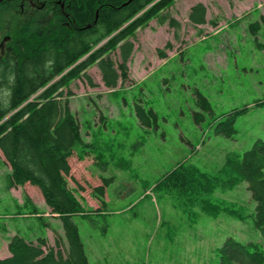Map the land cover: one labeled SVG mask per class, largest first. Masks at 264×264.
<instances>
[{
  "label": "rangeland",
  "instance_id": "374dc122",
  "mask_svg": "<svg viewBox=\"0 0 264 264\" xmlns=\"http://www.w3.org/2000/svg\"><path fill=\"white\" fill-rule=\"evenodd\" d=\"M199 2L207 8V22L196 25L189 14ZM163 14L176 18L180 28L161 17L139 28L130 38L134 50L126 80L109 88L94 64L87 77L70 84V105L84 140L70 157L68 182L85 209L99 210L75 216L90 264H218L228 236L264 248L247 181L205 195L161 183L176 167L218 175L228 158L241 160L255 141L264 140V27L256 33L250 27L264 15V0H176ZM14 27L0 34V54ZM109 55L118 66L120 48ZM197 92L209 99L211 110L199 105ZM137 103L157 114L151 126L141 123ZM246 105L249 110L236 115L233 137L216 134L219 121ZM196 112L203 118L197 120ZM10 170L0 149V258L10 256L16 234L34 241L44 236L50 246L61 238L65 250L63 223L40 188H9ZM104 183L105 204L94 191ZM205 198L246 217L204 210ZM32 206L41 217L30 213Z\"/></svg>",
  "mask_w": 264,
  "mask_h": 264
},
{
  "label": "trees",
  "instance_id": "16d2710c",
  "mask_svg": "<svg viewBox=\"0 0 264 264\" xmlns=\"http://www.w3.org/2000/svg\"><path fill=\"white\" fill-rule=\"evenodd\" d=\"M39 1V6H44L31 7L32 2ZM63 1L64 8L58 0H0V34L15 26L9 30L0 54V149L11 166L7 185L16 188L29 183L39 187L51 213L62 221L67 241L64 250L61 238L50 246L44 236L34 241L16 234L9 241L10 256L0 258V264H90L75 216H88L99 210L85 209L68 182L72 170L70 157L84 140L81 124L70 105V84L87 77V69L98 64L105 85L116 87L119 78H128V61L134 50L130 38L139 28L153 17L180 28L176 18L163 14L176 0ZM25 9L29 11L26 13ZM206 12V6L199 2L192 6L189 18L196 25L205 24ZM260 18L250 25L253 33L264 27V15ZM170 47L172 44L168 43L167 48ZM117 48L121 50L118 66L109 55ZM159 52L162 58L167 57L163 49ZM197 94L199 105L211 110L209 99L201 92ZM248 110L246 105L231 112L217 123L216 134L233 137L238 132L236 115ZM136 112L147 126L158 119L152 108L146 110L140 103ZM195 116L197 120L203 118L201 112ZM240 181L248 183L256 202L254 221L264 235L263 139L255 141L241 160L228 158L218 175L176 167L161 183L172 182L173 186L190 187L205 195L214 194L217 188L234 187ZM94 191L105 204L106 183L96 186ZM202 204L204 210L214 214L226 211L240 219L246 217L244 212L225 210L209 198L203 199ZM30 213L42 216L36 206H32ZM218 264H264V248L254 241L243 242L228 236L219 249Z\"/></svg>",
  "mask_w": 264,
  "mask_h": 264
},
{
  "label": "flooded vegetation",
  "instance_id": "af4514ba",
  "mask_svg": "<svg viewBox=\"0 0 264 264\" xmlns=\"http://www.w3.org/2000/svg\"><path fill=\"white\" fill-rule=\"evenodd\" d=\"M40 3H41L40 1H39V3L32 2L31 5H32V6H37V5H39ZM58 3H60V4H61V7L64 8V6H65V1L61 2V0H58ZM42 6H44V4H43ZM42 6H37V7H42Z\"/></svg>",
  "mask_w": 264,
  "mask_h": 264
},
{
  "label": "water",
  "instance_id": "95a60500",
  "mask_svg": "<svg viewBox=\"0 0 264 264\" xmlns=\"http://www.w3.org/2000/svg\"><path fill=\"white\" fill-rule=\"evenodd\" d=\"M125 4H127V3H125Z\"/></svg>",
  "mask_w": 264,
  "mask_h": 264
},
{
  "label": "bare ground",
  "instance_id": "6f19581e",
  "mask_svg": "<svg viewBox=\"0 0 264 264\" xmlns=\"http://www.w3.org/2000/svg\"><path fill=\"white\" fill-rule=\"evenodd\" d=\"M100 216V215H99Z\"/></svg>",
  "mask_w": 264,
  "mask_h": 264
}]
</instances>
